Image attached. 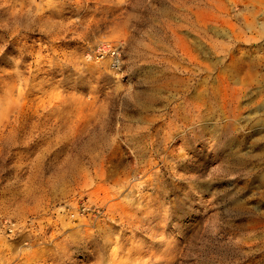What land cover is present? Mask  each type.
I'll list each match as a JSON object with an SVG mask.
<instances>
[{
  "label": "rangeland",
  "instance_id": "obj_1",
  "mask_svg": "<svg viewBox=\"0 0 264 264\" xmlns=\"http://www.w3.org/2000/svg\"><path fill=\"white\" fill-rule=\"evenodd\" d=\"M0 264H264V0H0Z\"/></svg>",
  "mask_w": 264,
  "mask_h": 264
},
{
  "label": "built area",
  "instance_id": "obj_2",
  "mask_svg": "<svg viewBox=\"0 0 264 264\" xmlns=\"http://www.w3.org/2000/svg\"><path fill=\"white\" fill-rule=\"evenodd\" d=\"M108 53H112L113 56L116 55V53L114 51H112V48L108 45H101L98 48L97 54L100 55L101 58H103L106 54ZM115 54V55H114ZM115 61V60H114Z\"/></svg>",
  "mask_w": 264,
  "mask_h": 264
},
{
  "label": "bare ground",
  "instance_id": "obj_3",
  "mask_svg": "<svg viewBox=\"0 0 264 264\" xmlns=\"http://www.w3.org/2000/svg\"><path fill=\"white\" fill-rule=\"evenodd\" d=\"M193 28V27H192ZM181 38V37H180ZM177 39V36H176ZM181 40V39H180ZM185 45V44H184ZM187 45V44H186ZM188 47V46H187ZM188 52V51H187ZM115 55V54H114ZM190 55V54H189ZM195 56V55H194ZM90 57V56H89ZM194 58V57H193ZM179 65V64H178ZM194 66V65H193ZM119 69V68H118ZM23 77V76H22ZM19 82V81H18Z\"/></svg>",
  "mask_w": 264,
  "mask_h": 264
}]
</instances>
